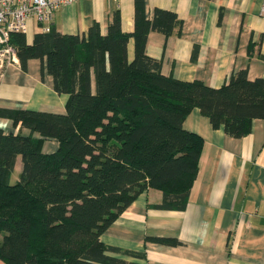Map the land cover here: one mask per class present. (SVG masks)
Listing matches in <instances>:
<instances>
[{"label":"trees","instance_id":"1","mask_svg":"<svg viewBox=\"0 0 264 264\" xmlns=\"http://www.w3.org/2000/svg\"><path fill=\"white\" fill-rule=\"evenodd\" d=\"M133 31L121 29L118 7L107 31L93 21L81 33L39 29L10 34L21 64L44 59L53 88L68 93L66 111L0 108L28 134L0 129V259L5 264H134L106 253L101 233L148 187L158 207L182 208L198 169L203 137L183 126L195 106L213 127L241 136L264 118V77L246 68L214 87L161 72L145 50L150 30L172 33L175 12L134 0ZM134 38V55L127 40ZM38 132V136L34 135ZM58 140L43 151L47 138ZM17 156L21 167L11 181ZM162 239L160 237H154Z\"/></svg>","mask_w":264,"mask_h":264},{"label":"crops","instance_id":"2","mask_svg":"<svg viewBox=\"0 0 264 264\" xmlns=\"http://www.w3.org/2000/svg\"><path fill=\"white\" fill-rule=\"evenodd\" d=\"M154 6L175 12L181 20L172 33L153 29L147 36L145 50L160 59L165 75L201 79L214 87L240 68H246L250 79L264 77V0H146L147 15ZM116 7L121 29L133 31L134 0L64 4L54 11L51 27L81 33L97 21L105 33ZM39 29L33 17L27 20V43ZM133 55L130 36L128 59ZM18 62L0 74V108L65 112L68 93L53 88L44 59L31 57L23 66L18 57ZM183 126L203 137L184 207H158L163 192L144 189L101 233L105 245L120 249L109 248L106 253L134 264H264V118H253L247 132L234 136L222 126L213 127L195 106ZM0 129L29 133L28 127L5 115H0ZM57 147L58 140L50 137L43 151ZM19 160L17 156L13 180L21 167ZM14 172L17 175L12 176ZM0 264L5 262L0 259Z\"/></svg>","mask_w":264,"mask_h":264},{"label":"built area","instance_id":"3","mask_svg":"<svg viewBox=\"0 0 264 264\" xmlns=\"http://www.w3.org/2000/svg\"><path fill=\"white\" fill-rule=\"evenodd\" d=\"M77 0H0V74L12 63L18 64L17 47L10 42L12 32H25L33 17L43 31L51 28L54 11Z\"/></svg>","mask_w":264,"mask_h":264},{"label":"rangeland","instance_id":"4","mask_svg":"<svg viewBox=\"0 0 264 264\" xmlns=\"http://www.w3.org/2000/svg\"><path fill=\"white\" fill-rule=\"evenodd\" d=\"M19 163H20V160H19ZM14 175H17V174H15V172H14V174H13L12 176H14ZM15 177H16V176H15ZM15 177H14V178H15ZM17 177H18V175H17ZM16 179H17V178H16ZM16 179H15V180H16ZM15 180H13V178L11 177V181H15Z\"/></svg>","mask_w":264,"mask_h":264}]
</instances>
